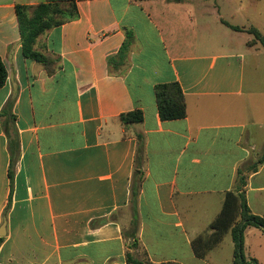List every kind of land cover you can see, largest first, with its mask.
Returning <instances> with one entry per match:
<instances>
[{"label": "crops", "instance_id": "crops-1", "mask_svg": "<svg viewBox=\"0 0 264 264\" xmlns=\"http://www.w3.org/2000/svg\"><path fill=\"white\" fill-rule=\"evenodd\" d=\"M45 1L0 0V112L13 99L19 143L11 167L0 117V264H126L128 251L153 264H232L229 232L203 258L192 242L227 192L264 219V46L250 38L235 50L250 34L222 23L254 27L244 0H76L77 17L36 41L52 72L23 56L15 13ZM169 83L186 116L162 121L154 87ZM132 111L142 122L123 125ZM243 250L264 264L260 229H245Z\"/></svg>", "mask_w": 264, "mask_h": 264}, {"label": "trees", "instance_id": "trees-1", "mask_svg": "<svg viewBox=\"0 0 264 264\" xmlns=\"http://www.w3.org/2000/svg\"><path fill=\"white\" fill-rule=\"evenodd\" d=\"M76 0H46L34 6L17 5L15 7L18 29L21 39L22 53L26 59L35 61L42 65L48 72L53 60L44 56L35 49L37 38L44 32L72 21L77 17L75 5ZM222 23L233 31L247 32L253 36L254 42L264 46V37L254 27L242 29ZM6 81V70L0 60V87ZM155 102L159 117L162 121L182 119L186 116V107L183 93L177 83L158 84L154 87ZM13 99H9L0 112L3 118V129L7 137L8 151L11 157V167L17 159L16 153L19 148L17 132L15 129V117L12 113ZM143 115L140 111L124 113L120 116L123 125L137 124L142 122ZM263 158L261 159V161ZM260 161V162H261ZM9 178L12 180L10 169ZM139 184L131 189V229L127 236L133 239L131 247L135 248V233L137 231L136 196ZM248 226L261 230L264 234V219L251 213L247 206L246 198L238 190L227 192L224 197L222 209L218 216L209 224V233L199 236L192 242L194 254L197 258H203L205 254L219 244L228 232L233 242L232 264H257L256 260H247L243 250L244 231ZM125 236V234H124ZM126 264H153L148 261L139 260L134 253L125 254ZM161 264H178L173 262Z\"/></svg>", "mask_w": 264, "mask_h": 264}, {"label": "rangeland", "instance_id": "rangeland-1", "mask_svg": "<svg viewBox=\"0 0 264 264\" xmlns=\"http://www.w3.org/2000/svg\"><path fill=\"white\" fill-rule=\"evenodd\" d=\"M223 8L224 9H229L230 7L224 6ZM241 11L242 12L246 11L247 15L252 16V21L254 22L253 24H255L254 27L257 28L258 31H260L261 33L263 32V34H264V31H262L263 28H264V0L257 1L255 4L253 3V0H244L242 2V5H241ZM246 20H247V18L244 19L241 16L238 19H235L234 22H236L238 24H241V25H246L247 24ZM256 26H259V27H256ZM213 34H214V37L218 36V38L221 35L220 33H217V32L213 33ZM222 38H224V37H222ZM250 38H253V36L252 35L250 36V35H247V34L246 35H242V36H238L236 38L237 39L236 41L241 42V45H239V47L237 45H235V47H234L235 50H240V49L244 50L245 48L243 47V45L245 44L247 39H250ZM249 57H251L250 54L246 55L247 60L250 59ZM259 80H261V83H260L258 88L259 89H264V64L262 65L261 70L258 73V81Z\"/></svg>", "mask_w": 264, "mask_h": 264}]
</instances>
